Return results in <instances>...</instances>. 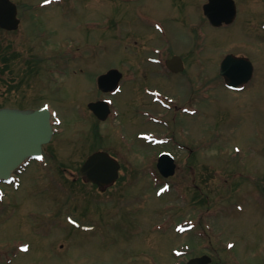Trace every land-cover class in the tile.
I'll use <instances>...</instances> for the list:
<instances>
[{
  "label": "rangeland",
  "instance_id": "rangeland-1",
  "mask_svg": "<svg viewBox=\"0 0 264 264\" xmlns=\"http://www.w3.org/2000/svg\"><path fill=\"white\" fill-rule=\"evenodd\" d=\"M48 1L49 8L22 10L19 30H0L12 55L0 70V107L47 103L58 122L47 148H55L66 170L32 163L17 188L0 185V250L17 248L13 264H177L173 250L182 264L204 248L211 264H264V0H234L237 16L222 27L201 22L206 0ZM149 26L163 28L164 36ZM151 30L147 47L141 39ZM165 37L170 52L185 56L181 73L133 55L154 40L167 45ZM228 52L254 68L236 91L218 74ZM109 67L135 79H124L111 99L118 115L102 124L88 104L98 91L96 74ZM102 128L114 137L124 167L123 179L97 206L88 200L95 187L72 181L69 172L77 174L81 145L91 148L88 136ZM162 149L174 155L177 169L158 191L155 161ZM60 212L81 226H55Z\"/></svg>",
  "mask_w": 264,
  "mask_h": 264
},
{
  "label": "water",
  "instance_id": "water-1",
  "mask_svg": "<svg viewBox=\"0 0 264 264\" xmlns=\"http://www.w3.org/2000/svg\"><path fill=\"white\" fill-rule=\"evenodd\" d=\"M203 12L212 26L230 23L236 15L234 0H208ZM15 5L10 0H0V27L13 30L17 28L18 18ZM166 65L174 72L183 69L181 57L173 56ZM253 65L248 58L237 57L231 53L224 56L219 64V74L229 88L236 89L252 76ZM121 73L110 69L100 74L97 86L102 91L117 87ZM89 108L100 118L107 115L108 106L103 101L89 103ZM53 133L50 112L47 107L36 109L0 108V180L7 179L12 171L25 159L41 154L42 145L49 142ZM176 164L171 154L161 153L157 159V169L164 177L174 174ZM119 164L105 152H95L87 157L80 167V176L87 181L103 187L118 177ZM208 255L189 259L186 264H208Z\"/></svg>",
  "mask_w": 264,
  "mask_h": 264
},
{
  "label": "flooded vegetation",
  "instance_id": "flooded-vegetation-1",
  "mask_svg": "<svg viewBox=\"0 0 264 264\" xmlns=\"http://www.w3.org/2000/svg\"><path fill=\"white\" fill-rule=\"evenodd\" d=\"M11 1H12V3L16 7L17 17L19 19L18 26H17V28L14 31L19 30L21 28L20 26H21V22H22V20H21L22 19V15L26 11H30L31 9L36 8V5H34V4H37L40 7L42 5V7H44L43 9L49 8V6H51V4L50 5H47V3H49L48 0H47V2H46V0H41V1L37 2V3H31L30 1H21V0H18V1L17 0H11ZM22 10H26V11H24L23 14L21 15ZM200 21H201V19H200ZM201 22H203V18H202V21ZM149 27L152 30H154L156 33L161 34L162 37L164 36L165 31H164L163 28L159 29V28H156V27H151V26H149ZM196 28H197L196 26L195 27L194 26H191L189 28V33H191V35H195L194 36L195 38H199V36H198L199 33L197 32V29ZM0 30L1 31H4V32H10V31H5L3 29H0ZM129 34L131 36H134L131 33V31H130ZM152 35H153V31L152 32H148V37H146L144 39H141V41L142 40L143 41H146V42H143L142 41L144 43V46H147L148 45L147 44V41L153 40L151 38ZM1 41H2V39H0V42ZM154 41L155 42H158V43H156L154 45H151L150 49L147 48V50H145V53L144 54H142V51H143L142 49L141 50L137 49V50L132 51L134 53L133 55L137 59H139L140 62H142V61L143 62H147V63L154 62L157 65L159 64L160 66L162 64V66H161L162 72L164 71V72H168V73H171V74L181 73V72L173 73V72L169 71L165 67L164 62H165L166 59H168V58H170V57H172L174 55H180L182 57V60H183L184 66H185V56L183 54H179V53H177L175 51L174 52H170V45H169L170 39L168 37H165V41L167 42V45H164V44L160 43L159 40H154ZM192 46L196 47V44L195 45L192 44ZM146 52H148L147 55H145ZM16 56H17V58L19 60L21 58V52L20 51L17 52ZM24 63L26 65H29L30 66L31 63H32V61L30 62V64H28L27 63V59L24 58L23 59V64ZM110 68L111 67L106 68V70L107 69H110ZM142 69H144L147 72H151V71L152 72H157V70L155 68L148 69V70L145 69V68H142ZM106 70L103 71V72H101V73L106 72ZM99 74L100 73H98L97 75H99ZM97 75H96V77H97ZM124 79H125L126 82H133L134 79H135V74L133 72H131V71L130 72H126V73L122 72L121 73V79H120V81L118 83V88L115 91L102 92L99 89H97L98 91H97V93H95L96 96L93 97L90 100V101L106 100L107 102H109V111H107L109 113L102 120L99 117H97L93 112L90 111V113H92V115L94 116V118L96 119V121L98 123H102L103 124V123L107 122L109 120V118L111 117L112 114L118 115V111L116 109H114L115 106L111 103V99H112V97H114L120 91L121 86L125 83ZM143 86H147V85H143ZM51 120H52V125H53L54 132H53V135L51 137L50 142L47 143V144H50L51 143V141L56 136L57 131H58L57 130L58 124L54 120V114L53 113H52V116H51ZM100 130H103V128L100 129ZM112 140H115L114 137L111 135V133H110V131L108 129H105L103 131L93 132V135L91 134V135L88 136V144L91 143V148H90V144H89V149L88 150H85V148L81 145L80 152H85V153H83L82 156H81V158H79V160H78L79 161L78 171H79V168H80L81 164L85 161V159L88 157V155H90L91 153L97 152V151H103V152L107 153L111 158L117 160L119 162V164H120V166H119L120 167V169H119V178L114 183L109 184V185H106V186H104L102 188H99L97 185L92 184L95 187L97 193L94 195V198H93L94 200L93 201H91V198H88V200L93 205L100 206L101 201L102 200H105L101 196L104 195V194H106V191H108L110 188H112L119 179H123V177H120V172H121V170L124 167L123 166V162L120 161V158L118 157L117 153L114 151L113 144H112ZM47 144L43 146L42 153H41V155L39 157H29V158H27L22 163V165L16 171H14L12 173V177H11V179L9 181H7V182H0V184L4 185L5 187H8L7 184H10L14 180H18L19 175H21L32 163H36L37 165H39L41 167H43V166L46 167L48 164H55V165L57 164L60 169L62 168L63 170H66L65 167H62L60 164H58V163H60V161L58 159V155L59 154L55 150H53L55 148L54 147H51L50 149H48L47 148ZM155 165H156V161H155ZM69 176L71 177L72 181L75 180L77 182V181L80 180V181H83L84 182V179L81 178L78 175V173L76 174V173H73V172H69ZM161 179L164 180V181H170V178L169 177L168 178H161ZM109 196H110V194H106V198H108ZM4 197H5V193L1 194V196H0V202L4 200ZM66 199L67 198H65L61 204L64 205L66 203ZM113 200L114 199H111V200H108V201H110V203H112ZM117 200H118V205L119 206L115 205L114 202H113V204H112L113 207L115 209L124 207V205L122 203H120L119 199H117ZM125 200H128V198L125 199ZM127 205L128 204H126L125 206H127ZM65 207H68L67 204H65ZM85 211H87V209ZM68 217H71L79 225L78 219L75 218L76 216L75 217L69 216L67 213L65 214V213H61V212L55 214L53 224L55 226H57L58 224L63 225V223H67V221L69 219ZM46 224H47V221L45 222L44 226H46ZM78 225H75V226H78ZM48 226H49V223L47 224L46 227H48ZM15 253H17V248L14 245L12 247H10V248H2L0 250V264H13L14 261L17 259V257H15ZM204 254H208V255H210L212 257V254L210 253V251L207 250V248H204L198 254H196V253L191 254L190 253L184 259L183 264L185 263V261H187L191 257L202 256ZM174 258H175L174 260L177 262V264H179V257L174 256Z\"/></svg>",
  "mask_w": 264,
  "mask_h": 264
},
{
  "label": "trees",
  "instance_id": "trees-1",
  "mask_svg": "<svg viewBox=\"0 0 264 264\" xmlns=\"http://www.w3.org/2000/svg\"><path fill=\"white\" fill-rule=\"evenodd\" d=\"M8 45L9 44H3L2 42H0V51H1L0 52V68H1L0 70H3L5 67L8 66L7 62L12 57V55H9V51L11 48ZM13 56H14V54H13ZM196 194H197V192H196ZM196 196H195V198H196ZM199 197H201V196H199ZM203 200H205V199L203 198Z\"/></svg>",
  "mask_w": 264,
  "mask_h": 264
},
{
  "label": "snow or ice",
  "instance_id": "snow-or-ice-1",
  "mask_svg": "<svg viewBox=\"0 0 264 264\" xmlns=\"http://www.w3.org/2000/svg\"><path fill=\"white\" fill-rule=\"evenodd\" d=\"M46 2H47V0H46Z\"/></svg>",
  "mask_w": 264,
  "mask_h": 264
}]
</instances>
